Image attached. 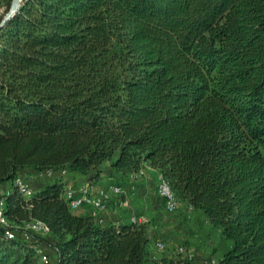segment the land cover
I'll use <instances>...</instances> for the list:
<instances>
[{
	"label": "trees",
	"instance_id": "16d2710c",
	"mask_svg": "<svg viewBox=\"0 0 264 264\" xmlns=\"http://www.w3.org/2000/svg\"><path fill=\"white\" fill-rule=\"evenodd\" d=\"M105 161L150 165L219 225L217 264H264V0L20 1L0 27L3 214L45 223L50 264L156 261L144 222L76 213L62 177L13 184L24 168L94 182ZM37 244L0 225V264H43Z\"/></svg>",
	"mask_w": 264,
	"mask_h": 264
},
{
	"label": "rangeland",
	"instance_id": "374dc122",
	"mask_svg": "<svg viewBox=\"0 0 264 264\" xmlns=\"http://www.w3.org/2000/svg\"><path fill=\"white\" fill-rule=\"evenodd\" d=\"M5 3L6 0H0V15L5 12ZM105 162L106 165L104 166H106V168L103 169L104 177L108 181L110 180V182L120 184L124 187L125 192L122 195L123 197L127 198V191L131 194V191L133 190L135 194H132L134 196L132 201L139 202L138 198H140L144 202V206L149 204V209L144 208L141 210L133 207L131 212H133L132 214H137L145 219L144 224H146L152 242L158 238L163 241L164 246L162 249L154 248L157 259L156 261H150L152 264H161L163 259L170 256H182L178 251L179 247H183L186 252L192 254L191 260L193 264H211V260L218 262L223 253L231 247L232 242L224 236L222 228L219 225L212 224L207 215L201 209L194 208L187 204V202L179 200L176 210L168 212L157 195V176L150 168H146L145 173L143 174L146 177L142 178L131 174L123 175L111 168L108 161ZM19 175L27 178L29 177L32 183H35L37 180H41L40 178L44 177L50 180L54 178L52 176H38V172L30 168L21 169ZM71 176V172L65 169V172L59 177L72 180ZM6 183L9 187L11 186V181H6ZM136 190L138 192H136ZM113 198L115 197H112L111 200ZM13 225L17 228V233H26L23 231L25 225L14 223ZM28 235L30 240H35L38 243L37 249L40 254H47V260L41 262L43 264H50L53 256V250L49 245L50 242H53V237L50 232L28 229Z\"/></svg>",
	"mask_w": 264,
	"mask_h": 264
},
{
	"label": "bare ground",
	"instance_id": "6f19581e",
	"mask_svg": "<svg viewBox=\"0 0 264 264\" xmlns=\"http://www.w3.org/2000/svg\"><path fill=\"white\" fill-rule=\"evenodd\" d=\"M65 172V169H63L62 171H58V172H54L52 177H59L62 175V173ZM157 179L159 181H162L165 185V190L171 192V196L174 199H177L175 193L173 192V190L171 189L170 185L168 184V182L163 178L161 173L157 174ZM13 184L14 186L17 187L18 191L24 195V196H30L33 193V189L31 186H29V181L27 180L26 177L23 176H16L15 179L13 180ZM109 185H119L117 183L114 182H109ZM72 188H79V194H88L90 193V189L91 188H95L92 186V184L89 181H84L82 183H77V184H65L64 186V194H72ZM97 188V187H96ZM8 192L7 191H0V223L3 224L4 226V233L7 237H13L15 236L14 234H12L9 229L16 231V227L13 225V222H11L10 220H8L5 215L3 214V210L5 207V199H4V195ZM68 200V203L70 205V207L73 209V203L71 202V198H66ZM115 201L119 206H122V196H115ZM106 209V205H102L101 203H93V212L95 214H101V211ZM174 210H176V208H167L168 212H173ZM95 218L99 221V222H103V217L102 216H95ZM145 219L142 217V222H144ZM16 224V223H14ZM18 225H25V229L23 231L28 232V229L30 230H44V231H48L46 225L44 222L40 221V220H36V219H31L28 221H24L22 224H18ZM2 226V225H1ZM19 230V229H18ZM29 239V238H26ZM154 246L156 249H162L163 245H160V243L158 241L154 242ZM179 253H184V248L183 247H179L178 248ZM40 259L41 261H46L47 260V256L46 255H41L40 254ZM218 262L215 260H211V264H217Z\"/></svg>",
	"mask_w": 264,
	"mask_h": 264
},
{
	"label": "built area",
	"instance_id": "2783aa9c",
	"mask_svg": "<svg viewBox=\"0 0 264 264\" xmlns=\"http://www.w3.org/2000/svg\"><path fill=\"white\" fill-rule=\"evenodd\" d=\"M62 171V169H45L38 171V176H53L54 172ZM21 176V175H20ZM29 186H33L32 183H29ZM156 190L157 194L162 198L164 203V208L167 210V208H177L179 204L178 199H174L171 196V192L165 190V185L162 181H159L156 178ZM0 191L2 192V188L0 187ZM124 187L122 185H99L97 188H91L90 193L88 194H79V188H72V194H64L65 198H71V202L73 203V209L78 208L79 206L83 204H88L91 206L90 213L95 216H102L101 214H95L93 212V203H101L102 205H107V203L111 200L112 197L115 196H122L124 193ZM128 204L127 198L122 196V206H126ZM103 217V216H102ZM130 220L133 222H142V216H139L137 214H132L130 216ZM107 221L103 218V222ZM0 225L4 226L0 223ZM9 231L16 235L20 234L17 233L14 230L9 229ZM35 231H37L35 229ZM27 233V234H26ZM20 234L24 238H28V232ZM160 245H163V241L161 239H156ZM182 256L187 257L188 259H191L192 254L189 252H186L184 249V253H180ZM47 255V254H46ZM53 264V263H52Z\"/></svg>",
	"mask_w": 264,
	"mask_h": 264
},
{
	"label": "crops",
	"instance_id": "0c3cea01",
	"mask_svg": "<svg viewBox=\"0 0 264 264\" xmlns=\"http://www.w3.org/2000/svg\"><path fill=\"white\" fill-rule=\"evenodd\" d=\"M106 162L103 164V169L106 168ZM146 168H150L152 171H154L156 173V176H157V173H159L155 168L151 167L150 165L146 164L145 166H143L141 172L139 174H135L136 176H140L142 178H145L146 176H144L143 174L145 173V170ZM72 176V180L70 179H67V178H62V180H64L65 182H67L68 184H75V183H78V182H84V181H88V177L86 175H83V174H80V173H77V172H71ZM44 177V176H42ZM27 178V177H26ZM34 179H38V178H34ZM41 180H37L35 183H32L31 180L29 179V177L27 178V180L29 181V183H32L33 187H38L40 186L41 184L49 181L50 179L44 177V178H40ZM137 181V180H136ZM110 180L108 181L105 177H104V170L101 172L100 174V177L98 180L94 181V182H90L92 184L93 187H98L100 184L101 185H104V184H107L109 183ZM66 183V184H67ZM2 188V192L3 191H7L9 190V186L6 182H4L1 186ZM136 192H138L136 190ZM135 194V192L132 190L131 191V194H129V192L127 191V200H128V204L127 206L125 207H119L116 202H115V198H113L107 205H106V209L101 211V215L103 216V218L107 221H111V222H114V223H119V222H127L129 221V216L133 213L131 212L133 210V207L135 208H138V209H144V208H148L149 209V204L147 206H144V202L142 201V199L138 198L139 199V202H136V201H132L133 200V195ZM133 194V195H132ZM158 195V194H157ZM159 196V195H158ZM159 198L161 199V201L163 202L162 198L159 196ZM137 200V199H136ZM134 202V204H133ZM142 205V206H141ZM164 205V203H163ZM90 210H91V206L88 205V204H83L81 206H79L78 208H76L74 211L78 214H89L90 213ZM150 236V235H149ZM156 242V239L155 241ZM154 242L151 241V249H152V252L151 254L154 256L155 259H157V256L154 252ZM156 249V248H155ZM150 264V263H149Z\"/></svg>",
	"mask_w": 264,
	"mask_h": 264
},
{
	"label": "water",
	"instance_id": "95a60500",
	"mask_svg": "<svg viewBox=\"0 0 264 264\" xmlns=\"http://www.w3.org/2000/svg\"><path fill=\"white\" fill-rule=\"evenodd\" d=\"M20 1L21 0H10L9 8L0 20V27L15 13L19 7Z\"/></svg>",
	"mask_w": 264,
	"mask_h": 264
}]
</instances>
